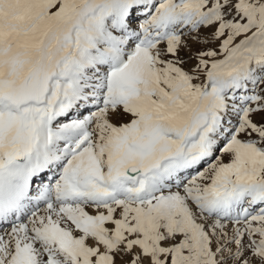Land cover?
Instances as JSON below:
<instances>
[{"label":"snow or ice","instance_id":"snow-or-ice-1","mask_svg":"<svg viewBox=\"0 0 264 264\" xmlns=\"http://www.w3.org/2000/svg\"><path fill=\"white\" fill-rule=\"evenodd\" d=\"M0 264H264V0H0Z\"/></svg>","mask_w":264,"mask_h":264},{"label":"rangeland","instance_id":"rangeland-1","mask_svg":"<svg viewBox=\"0 0 264 264\" xmlns=\"http://www.w3.org/2000/svg\"><path fill=\"white\" fill-rule=\"evenodd\" d=\"M211 46H215V45H211ZM200 47V45H192V52H195L198 48ZM192 53L188 52L187 50H182L181 55L187 57L188 55H191ZM194 63V61H189V63L186 65V67H190L191 64ZM256 119H259V117H256Z\"/></svg>","mask_w":264,"mask_h":264},{"label":"bare ground","instance_id":"bare-ground-1","mask_svg":"<svg viewBox=\"0 0 264 264\" xmlns=\"http://www.w3.org/2000/svg\"><path fill=\"white\" fill-rule=\"evenodd\" d=\"M41 207H43V205H41Z\"/></svg>","mask_w":264,"mask_h":264}]
</instances>
